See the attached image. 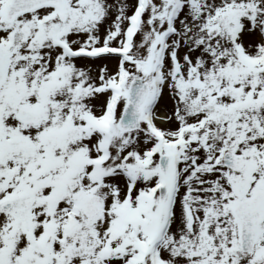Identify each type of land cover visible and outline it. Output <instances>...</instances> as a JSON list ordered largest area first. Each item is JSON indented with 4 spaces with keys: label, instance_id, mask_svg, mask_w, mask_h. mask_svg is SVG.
<instances>
[{
    "label": "snow or ice",
    "instance_id": "snow-or-ice-1",
    "mask_svg": "<svg viewBox=\"0 0 264 264\" xmlns=\"http://www.w3.org/2000/svg\"><path fill=\"white\" fill-rule=\"evenodd\" d=\"M0 264H264V0H0Z\"/></svg>",
    "mask_w": 264,
    "mask_h": 264
}]
</instances>
